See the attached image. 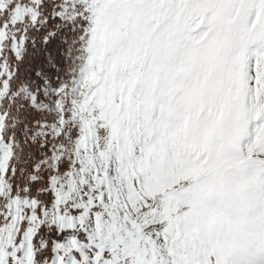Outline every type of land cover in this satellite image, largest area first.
<instances>
[{
  "label": "snow or ice",
  "instance_id": "obj_1",
  "mask_svg": "<svg viewBox=\"0 0 264 264\" xmlns=\"http://www.w3.org/2000/svg\"><path fill=\"white\" fill-rule=\"evenodd\" d=\"M0 264H264V0H0Z\"/></svg>",
  "mask_w": 264,
  "mask_h": 264
}]
</instances>
